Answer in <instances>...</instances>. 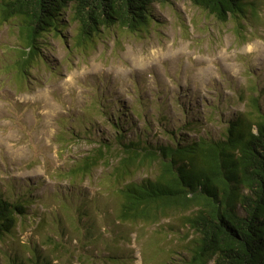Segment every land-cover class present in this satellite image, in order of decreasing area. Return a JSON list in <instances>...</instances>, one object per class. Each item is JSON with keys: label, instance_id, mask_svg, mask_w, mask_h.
<instances>
[{"label": "trees", "instance_id": "1", "mask_svg": "<svg viewBox=\"0 0 264 264\" xmlns=\"http://www.w3.org/2000/svg\"><path fill=\"white\" fill-rule=\"evenodd\" d=\"M168 1L0 0V24H14L20 39L7 67L19 86L41 61L56 73L41 36H62L71 24L73 46L88 47L112 28L141 30L150 5ZM190 1L221 21L258 7L257 0ZM230 84L224 96L173 92L168 103L161 89L149 102L99 94L104 86H95L90 107L80 106L71 127L61 119L55 135L63 150L80 139L89 147L58 170L67 182L54 193V223L16 238L19 220L37 215L29 206L36 200L31 191L0 192V264H133L124 245L132 232L147 263L264 264V88ZM138 221L156 227L146 236Z\"/></svg>", "mask_w": 264, "mask_h": 264}, {"label": "rangeland", "instance_id": "2", "mask_svg": "<svg viewBox=\"0 0 264 264\" xmlns=\"http://www.w3.org/2000/svg\"><path fill=\"white\" fill-rule=\"evenodd\" d=\"M257 1L255 13L246 10L225 21L190 0L155 2L150 5L146 27L135 31L112 28L88 47L73 46L74 29L69 24L62 28V36H41V44L47 45L42 52L58 68L56 73L41 61L31 66L20 86L7 67L20 43L19 30L11 22L0 24V192L31 191L36 201L29 206L37 211L34 218L19 220L16 238L25 241L41 233L46 223H54L49 213H60L54 193L67 180L58 178V170L89 145L80 139L63 150L55 135L61 119L71 127L80 106L90 107L95 86H104L99 94L111 93L127 101L141 97L150 102L161 89L166 103L173 92L208 100L217 93L224 96L230 93L231 82L245 86L252 81L264 88V0ZM146 109L153 111L150 104ZM101 171L102 166L93 171L95 179H100ZM81 184L92 193L88 180ZM61 223H65L63 217ZM136 223L146 236L156 227ZM131 236L124 245L133 250V264H153L145 262L135 232ZM11 241L7 237L5 243ZM173 255L178 262L179 254Z\"/></svg>", "mask_w": 264, "mask_h": 264}]
</instances>
